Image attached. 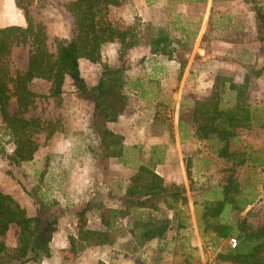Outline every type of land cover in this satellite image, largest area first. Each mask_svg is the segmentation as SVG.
I'll return each mask as SVG.
<instances>
[{
	"label": "trees",
	"instance_id": "16d2710c",
	"mask_svg": "<svg viewBox=\"0 0 264 264\" xmlns=\"http://www.w3.org/2000/svg\"><path fill=\"white\" fill-rule=\"evenodd\" d=\"M33 1L14 0L16 9L25 19V26H0V161L7 166V174L12 177L13 170L34 159L40 148L39 136L48 142L60 132L58 121L43 119L34 112L37 99H60L66 80L70 81L78 97L93 105L91 127L97 146L91 152L94 155L102 153V158L121 159L125 151L123 137L111 132L106 125L114 122L127 105L124 90L129 82L125 56L131 49L143 46L148 47L152 55H170L169 37L164 29L151 22L136 19L132 25L121 28L108 21L107 10L120 7L122 0H74L64 5L72 18L71 38H55L53 46H50L46 26L30 15ZM251 11L259 52L264 53V9L254 4ZM107 44L119 46L116 65L102 59V50ZM19 47L26 49L27 64L23 71L13 74L12 54ZM81 60L100 67L96 85L92 88L87 86L81 74ZM249 79V74H246L244 82L236 84L230 77L217 76L208 101L186 102L179 113L181 140L188 135L187 132H192L198 141L214 140L217 156L231 163L228 169L223 170L222 185L212 191L213 198L202 202L196 211L197 227L202 237L212 242L236 241L234 248L226 247L219 251L213 264H264V222L254 228L246 218H240L257 195L254 189L244 187L236 175L239 166L255 169L264 163L248 152L239 154L234 151L239 130L253 127L264 130V107L245 102ZM34 80L50 84L47 95H38L32 90ZM140 87L139 82L132 85L135 90ZM12 101L16 104L13 114L10 113ZM189 174L187 167L188 177ZM29 194L36 206L34 217H29L11 195L0 190V264H41L51 257L50 243L56 222L46 215L52 203L46 201L36 187ZM123 202L124 209H109L100 214L101 223L107 229L105 232H88L83 227L78 232V243L108 245L112 243L109 233L114 225L128 216L131 209L158 211V204L163 203L175 215L177 206L187 204V197L183 186H165L152 166L140 165ZM86 211L84 209L79 215L84 216ZM13 227L17 229V244L10 248L5 239ZM185 227V220L177 221V229ZM169 228L161 217L147 214L135 222L129 233L137 245L142 246L146 241L161 242ZM69 243L71 252L75 251L77 241L74 237H69Z\"/></svg>",
	"mask_w": 264,
	"mask_h": 264
},
{
	"label": "rangeland",
	"instance_id": "374dc122",
	"mask_svg": "<svg viewBox=\"0 0 264 264\" xmlns=\"http://www.w3.org/2000/svg\"><path fill=\"white\" fill-rule=\"evenodd\" d=\"M10 1L0 0V26L19 25L20 21L25 26L22 12L15 9V5L12 6ZM67 2L70 1L34 0L30 7L33 19L46 26L50 46H53L55 38L70 39L72 36V18L64 8ZM131 2L133 0H122L120 7H109L106 12L108 21L121 28L132 25L136 19L143 21L135 16ZM160 3L161 0H141V6L137 3L135 6L142 9L147 6L151 8L150 14H155L158 13L160 5L165 4V0ZM213 3L217 12V23L226 22L218 20L221 14L232 17L231 41L234 44H257L256 59L254 60L253 54L248 53L244 59L248 63H242L246 74L250 76L245 102L251 106L264 107V53L259 52L260 44L255 41L251 11L254 4L264 9V0H213ZM249 11L252 12L251 16ZM156 17L154 23L159 27L157 14ZM110 50H102L106 61L113 55ZM135 54L128 52L125 56L127 69L135 64L131 62L135 61ZM138 61L136 63H139ZM26 64V49L15 48L11 65L13 74L23 71ZM116 64L118 63H110ZM98 69L100 71L99 66ZM80 70L90 87L95 70L85 67L83 62ZM257 72H260V75L257 76ZM49 87L50 84L43 80H34L31 85L38 95H47ZM15 112L16 104L12 101L10 113ZM34 113L43 119L58 121L60 132L55 133L48 142L44 141L43 136H39L40 148L34 159L13 170L12 177L7 174V166L0 161V190L11 195L26 210L29 217L36 215V206L29 194L35 187L44 195L46 201L52 203V208L46 216L56 222L55 231L59 239L54 240L53 246L57 251H54L52 258L43 260L41 264H97L96 254H91V249L85 248L82 243L77 242L74 253H71L67 237H77L79 229L83 227L88 232L107 230L101 223L100 214L109 209L125 208V192L133 184L138 167L145 161L144 155L140 149L125 150L121 159L102 158L100 152L94 155L91 151L95 149L97 142L91 127L94 120L93 105L77 96L69 80H66L60 99H37ZM188 133L193 135L192 132ZM217 149L214 140L198 141L194 137L193 141L186 142L183 149L184 165L186 172L188 167L190 173L189 177L187 176L189 190L185 189L187 204L177 206L178 212L175 215L163 203L158 204V211L131 209L130 214L119 219L109 233L112 243L103 247V255L100 256H103L105 263H117L121 256L126 258L127 253L132 252L135 264H213L219 251L225 250L226 247L231 248L229 239L212 242L209 238L202 237L196 221V211L200 209V204L213 198L212 191L223 183V170L231 166L230 162L217 156ZM234 151L239 154L248 152L264 163V130L257 127L239 130ZM236 175L244 187L254 189L257 195L253 203L240 214V218H246L255 228L264 222V166L255 169L239 166L236 168ZM84 209L87 210L84 216L79 215ZM147 214L161 217L170 226L164 239L156 246H147L145 243L142 246L137 245L129 233L135 222ZM230 216L232 218L233 214ZM183 220L186 227L177 229V221ZM194 223L198 234L192 228ZM5 243L10 248L16 247V228L10 229Z\"/></svg>",
	"mask_w": 264,
	"mask_h": 264
},
{
	"label": "crops",
	"instance_id": "0c3cea01",
	"mask_svg": "<svg viewBox=\"0 0 264 264\" xmlns=\"http://www.w3.org/2000/svg\"><path fill=\"white\" fill-rule=\"evenodd\" d=\"M10 2L14 6V1ZM136 3L141 6V0H133L130 6L135 16L143 21L156 25L154 22L157 14L159 27L164 29L169 37L170 55H152L150 49L145 46L129 51L130 54L136 53V56L135 61H131L135 64L126 71L129 82L124 90L127 105L114 122L107 123V128L123 137L125 150L140 149L145 158L142 165L152 166L155 173L163 179L165 186L180 185L188 191L183 149L186 142L193 141L194 137L187 132L188 135L180 139L178 119L181 108L189 101H208L217 76L230 77L234 83L242 84L247 72L242 63H248L244 61L248 53L253 54L254 60L256 59L257 44H234L231 41L233 19L221 14L218 20L226 22L217 23L213 0H165V4L161 0L162 6L160 5L158 13L155 14H150L151 8L147 6L143 9L136 7ZM250 13L252 12L249 11V16ZM252 19L254 23V14ZM20 22L19 26H23ZM254 29L255 25L253 32ZM104 48H111L113 55L106 61L102 52L103 61L108 64L118 63V44H107ZM137 60L139 63H136ZM82 62L85 67L95 70L89 87L92 88L96 85L99 75L98 66L94 67V64L86 60H81L80 65ZM85 82L87 84L86 80ZM135 82H139L140 89L132 88ZM190 206L189 202V208ZM192 228L198 234L195 223ZM70 236L79 242L75 235ZM58 239V233L55 231L50 245V258L53 257L54 251H57L53 244L54 240ZM158 243L157 240H151L146 241L145 245L156 246ZM82 244L91 249V254H96L97 264H108L103 256L100 257L106 245ZM71 253H74V250ZM126 256L118 257V262L112 261L111 264H123L125 261L127 264H135L132 252H128Z\"/></svg>",
	"mask_w": 264,
	"mask_h": 264
},
{
	"label": "built area",
	"instance_id": "2783aa9c",
	"mask_svg": "<svg viewBox=\"0 0 264 264\" xmlns=\"http://www.w3.org/2000/svg\"><path fill=\"white\" fill-rule=\"evenodd\" d=\"M229 245L231 246V248H234L236 246L235 239H229Z\"/></svg>",
	"mask_w": 264,
	"mask_h": 264
}]
</instances>
